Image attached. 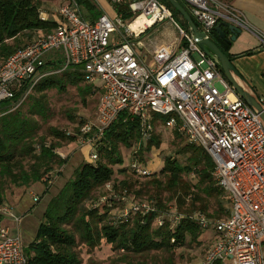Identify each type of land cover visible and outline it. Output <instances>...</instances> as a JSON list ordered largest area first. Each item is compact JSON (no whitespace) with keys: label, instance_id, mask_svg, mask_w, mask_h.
<instances>
[{"label":"built area","instance_id":"built-area-1","mask_svg":"<svg viewBox=\"0 0 264 264\" xmlns=\"http://www.w3.org/2000/svg\"><path fill=\"white\" fill-rule=\"evenodd\" d=\"M184 1L200 24L198 30L207 38L219 21H226L251 31L264 45V33L232 6L218 0ZM111 2L128 5L134 20L127 23L123 13L111 16L102 9L91 20L83 15L77 0H66L58 10L56 28L37 30L29 44L0 65V103L10 102V110L16 109L44 77L83 62L88 82L95 84L100 94L94 118L79 127V141L88 147L89 162L98 160L96 148L119 114L128 111L138 117L141 140L137 149L153 137V117L160 114L166 117L162 124L165 130L179 131L189 143L210 153L217 185L230 201V214L217 218L201 210L181 212L174 206L160 211L152 202L130 197L117 221L156 210L158 226L170 222L174 227L190 219L203 230L214 231V241L200 264H264V123L260 112L238 94L223 73L218 56L206 53L191 27L184 29L170 8L158 0ZM39 16L50 19L41 10ZM141 16L153 18V22L136 31L131 24ZM164 21L178 30L177 45L156 47L152 62H148L135 48L132 37ZM56 49L64 55L62 66L50 67L45 55ZM137 149L129 167L137 175L152 174L149 164L138 161ZM45 181L49 186L53 179L48 176ZM2 213L20 221L8 207L0 212V264H28L20 234H11Z\"/></svg>","mask_w":264,"mask_h":264},{"label":"trees","instance_id":"trees-1","mask_svg":"<svg viewBox=\"0 0 264 264\" xmlns=\"http://www.w3.org/2000/svg\"><path fill=\"white\" fill-rule=\"evenodd\" d=\"M77 1L87 10L96 7L92 0ZM158 1L170 8L177 21H180L179 17L182 18L187 26L185 28L189 29L186 20L169 0ZM178 1L187 9L197 26H200L191 14L188 4L184 0ZM39 3L38 0H0V56L3 59L17 49L23 48L18 43L21 35L26 33L29 35L37 30L50 32L57 27L58 23L55 20L40 19ZM116 9L117 12L123 13L125 19L134 20L135 15L128 5L116 4ZM210 38L231 56L228 51L230 46L220 37L215 27ZM10 40L15 43H9ZM46 65L59 67L62 66V61H49ZM84 66L83 62L72 64L60 73L44 77L28 97L30 99L28 113L19 110L20 106L15 112L10 108L0 112V177L6 175L15 185L29 186L41 180L56 164L62 165L67 162V159L61 158L55 152L60 145L59 142L47 144L45 136H39L40 124L34 115L46 117L47 91L51 89L66 92L70 86H74L85 102L86 96L95 92L98 87L88 82ZM165 121V116L154 114L153 137L148 142H143L135 154L141 164H148L143 157L145 151H150L154 146H161L162 140L157 130L158 127L164 129L162 124ZM83 123L84 121H80L78 125ZM76 129L80 132L79 127ZM50 132L60 140L71 143L76 140L75 135L57 127L50 128ZM174 134L176 137L183 136L179 131H175ZM140 140L138 117L132 116L128 111L119 114L105 130L96 148L98 160L95 163L84 161L80 164L74 171V177L51 198L35 240L26 250L29 256L28 264H83L79 251L81 245L90 253L104 243L111 245L112 250L119 253L117 264L122 262L145 264L132 262L129 254L171 251L186 245L189 241L197 244L202 242L200 237L203 228L190 219H185L174 227L170 222L158 226L156 217L159 212L156 210L145 216L138 214L127 221L110 223L109 215L112 213L113 204L105 202L101 206L88 207V203L93 200L99 189L107 183L115 182L116 165L120 166L118 170L120 175L127 173L121 149L122 147L133 149ZM38 145L40 151L37 150ZM177 153L187 155L185 163L176 156H166L160 171L148 176L149 179L144 183L139 184L140 180L124 176L113 184L114 188L122 186L138 196H142L143 192H150L148 198L155 200L154 205L159 210L167 208V202L176 200L172 205L181 212L201 210L211 217L228 216L230 207L225 205L227 195L217 185L214 176L215 162L210 153L203 146L189 142L180 147ZM27 157L31 162L26 169L24 161ZM191 174L196 181L186 178ZM135 176L147 177L136 174ZM137 185L139 187H136ZM3 190L0 181V204L4 202ZM212 206L214 208H211ZM216 264L224 262L219 261Z\"/></svg>","mask_w":264,"mask_h":264},{"label":"rangeland","instance_id":"rangeland-1","mask_svg":"<svg viewBox=\"0 0 264 264\" xmlns=\"http://www.w3.org/2000/svg\"><path fill=\"white\" fill-rule=\"evenodd\" d=\"M100 1L93 0V3L97 8L100 7ZM82 9H84L83 6ZM49 13L55 14L54 11H51ZM131 20H133V18L127 19V23L131 22ZM179 20V24L184 29H186L185 27L187 26L186 23L183 22L184 20L180 17ZM154 29L155 31L159 30L155 36L157 37L159 42H161V40L168 39V36L165 33L170 32L172 28L170 26L167 28L165 26L161 27V23H159L150 30ZM175 30L176 29L173 30L174 34L178 35V32ZM245 32L247 35L249 34L248 31ZM40 33L42 34L43 32ZM36 36V32L31 34L29 33V35L28 33H26L25 35H21L19 37L18 43L21 47H24L29 44ZM9 43L13 44L15 43V41L10 40ZM53 59H58L60 61L63 60L64 55L62 53V50L56 49L45 55V60L47 62L53 61ZM4 60L5 59L0 56V65L4 62ZM97 84L101 85V81L98 80ZM98 90L99 88L96 89L92 94L87 95L84 102L81 94L78 92V89L74 86H70L66 92H58L56 89H51L47 91L46 104L48 112L46 117L43 118L39 115H34L40 124L38 133L39 136H45L47 144H51L53 142L60 143L55 152L61 158L67 159V162L65 164H56V166H54L51 170L43 175L41 180L34 182L29 186L15 185L6 175L0 177L2 187L4 188V202L0 204V212L8 207L14 213V215L20 218L19 223L17 222L18 225H16L10 215L2 213L3 219L7 218V223L5 224L9 226L11 234L19 232L22 243L25 246L26 250L29 248L30 243L35 240L38 227L43 220L44 212L51 198L62 189V187L69 179L74 177V171L77 167L80 166V164H82L84 161H89V153L87 151L88 147L84 148L79 141L81 135L76 128L80 127L78 125L80 121H86L94 118L100 96ZM29 100L30 99L27 98L18 109L25 113H28L30 102ZM8 108H10V102L6 101L0 103V112ZM18 109H12L11 111L15 112ZM52 127H57L61 130H65L68 134L75 135V142L71 143L54 137L50 132V128ZM157 134L160 135V138L162 140L161 146H154L150 151H145L143 153V157L147 160L149 166L152 167V174H154L156 171H160V169L164 165V159L166 156H176L183 163H185L187 159L186 154L177 153L179 148L188 142L183 134L182 137H176L173 132L162 129L161 127H158ZM137 147L138 146L134 147L133 149L122 147V156L124 158V166L127 168V173L125 175H120L118 173L120 166L116 165L114 167L117 171L115 174V182L124 178V176H128V178H131L133 180H140L139 184H142L149 179L150 175H152L150 174L147 175V177L140 178L136 177V173L134 174L131 171L129 164L132 160L133 151L136 150ZM37 150L40 151L39 145L37 146ZM30 162L31 160L29 159V157H27L24 161L26 169L29 168ZM48 176L53 179L52 184L49 186L45 181ZM193 176L194 175L191 174L190 176H186V178L196 181ZM115 182H110L108 183L109 185H104L94 194L93 200L89 203L87 202L88 207L90 208L101 206L105 202L113 204L114 207L111 209L112 213L109 215L110 223H114L118 220L117 216L125 208L126 203L128 202L127 199H129L130 197L134 198L136 201H148L152 203L155 202L153 198H148V196H150V192H143L142 196H138L135 192L129 191L122 186L118 187L117 189L114 188L113 184ZM136 187H139V185H137ZM174 202H176V200L167 202V208L162 209V211L168 210L169 208H171V206L176 207L175 205H172V203ZM225 205L228 208L230 207V201L227 197L225 199ZM211 208H214V206H212ZM6 216H9V218ZM3 221L5 222V220ZM214 237L215 236L213 230H203L200 237V239L202 238V242L200 244L189 241L186 245L177 247L176 249L171 251H152L150 253H145L142 255L129 254V259L134 263L144 262L145 264H200L202 258L206 253V250L210 246L211 242L214 241ZM79 251L81 253V257L83 258V264H117V259L119 257V253L113 251L111 245L106 243L102 244L100 248L90 253L86 251V247L84 245H81ZM122 264H125V262H122Z\"/></svg>","mask_w":264,"mask_h":264},{"label":"crops","instance_id":"crops-1","mask_svg":"<svg viewBox=\"0 0 264 264\" xmlns=\"http://www.w3.org/2000/svg\"><path fill=\"white\" fill-rule=\"evenodd\" d=\"M38 1L40 2V10L46 12L49 15L50 19L55 21H58L60 19L58 10L66 0ZM218 1L230 5L233 8L241 11L246 16L248 22L254 28L264 33V0ZM100 9L109 13L111 16L117 13L116 5L112 4L111 0H101L100 7H95V9L93 10H87L84 7V9H82V13L86 18L93 20L99 16ZM51 11H54L55 14H50L49 12ZM164 26L166 28L169 26L172 28L170 32L165 33L168 36L167 40H161V42H159V40L155 36L159 30H150L151 28H148L146 31H140L137 35L132 37V41L134 42L135 48L148 62H152L153 60V52L156 48L155 46L177 45L176 40L179 34L175 35L173 31L176 28L173 25L171 26L169 22L165 21L161 22V27ZM223 29L225 30L226 27H223ZM175 31L178 32L177 29ZM245 31H248L249 34L247 35ZM228 51L231 55L230 57L232 59L233 64L236 66L242 76V79L235 76L236 79L240 81L245 87V89H247L258 101L264 102V45L262 40L251 31L244 30V34L242 32L237 37V39L229 47ZM247 52L251 53L248 54ZM6 217L9 218V216ZM11 218L13 219L15 224L18 225L14 217L11 216ZM3 220H5L4 223H7V218H4Z\"/></svg>","mask_w":264,"mask_h":264},{"label":"water","instance_id":"water-1","mask_svg":"<svg viewBox=\"0 0 264 264\" xmlns=\"http://www.w3.org/2000/svg\"><path fill=\"white\" fill-rule=\"evenodd\" d=\"M171 4L178 10L182 17L186 20L188 25L191 27L194 38L197 44L208 54L214 52L221 62V69L229 82L233 85L238 94L244 98L247 103L255 107L260 112V117L264 123V106L263 103L258 101L235 76L242 79L241 73L233 64L231 57L225 53L213 40L207 38L205 32L198 30V26L193 20L190 13L178 0H169ZM223 27H226L224 30ZM215 30L219 33L220 37L231 46L237 37L243 32L244 29L237 26L234 23L222 21L215 26ZM231 33V35H230Z\"/></svg>","mask_w":264,"mask_h":264},{"label":"bare ground","instance_id":"bare-ground-1","mask_svg":"<svg viewBox=\"0 0 264 264\" xmlns=\"http://www.w3.org/2000/svg\"><path fill=\"white\" fill-rule=\"evenodd\" d=\"M152 22H153V18H147L141 16L131 24V27L134 30L139 31L141 30L142 27H144V25L151 24Z\"/></svg>","mask_w":264,"mask_h":264}]
</instances>
